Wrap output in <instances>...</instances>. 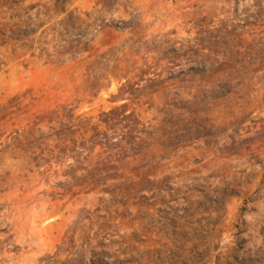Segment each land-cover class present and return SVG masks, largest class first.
Returning a JSON list of instances; mask_svg holds the SVG:
<instances>
[{
    "label": "rangeland",
    "instance_id": "rangeland-1",
    "mask_svg": "<svg viewBox=\"0 0 264 264\" xmlns=\"http://www.w3.org/2000/svg\"><path fill=\"white\" fill-rule=\"evenodd\" d=\"M0 264H264V0H0Z\"/></svg>",
    "mask_w": 264,
    "mask_h": 264
}]
</instances>
